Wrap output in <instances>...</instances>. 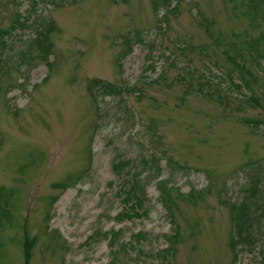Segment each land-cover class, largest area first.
<instances>
[{"label":"rangeland","instance_id":"rangeland-1","mask_svg":"<svg viewBox=\"0 0 264 264\" xmlns=\"http://www.w3.org/2000/svg\"><path fill=\"white\" fill-rule=\"evenodd\" d=\"M167 2L0 0V28L26 23L0 50V264L27 237L30 264H110L113 228L115 264H264V210L253 243L233 227L264 178V0ZM136 176L146 205L116 224Z\"/></svg>","mask_w":264,"mask_h":264},{"label":"trees","instance_id":"trees-1","mask_svg":"<svg viewBox=\"0 0 264 264\" xmlns=\"http://www.w3.org/2000/svg\"><path fill=\"white\" fill-rule=\"evenodd\" d=\"M37 2V0H35ZM164 1H168L167 3H165L166 7H170V1L171 0H164ZM176 7H174L175 9ZM21 15L19 14L18 16V21H15L16 25L10 27L9 29H2L0 28V50L2 48L7 47L8 45V38L10 36L15 35L16 31L18 29H22L24 28V26H26V23L24 21H22V19L20 20ZM29 22V21H28ZM51 29V28H50ZM49 32V30H47V33ZM35 43L41 48V50L43 51L42 54V58L47 60L49 58V53L51 52V44H50V38L49 36L43 34L42 32H39L37 35V38L35 39ZM242 69L244 70L245 68L242 67ZM245 72H249L248 70H246ZM103 82L101 81H95L94 83H91V86H100L102 87L104 90L111 92L113 91V86L111 84H102ZM203 86V85H201ZM237 87H241L240 84H236ZM9 89V88H8ZM7 89V90H8ZM10 91V89L6 92V94ZM118 92V91H116ZM257 105H258V101H256ZM254 122V121H253ZM249 126H253L256 125V123H250L247 122L246 123ZM258 125V124H257ZM148 133L150 135H152L153 137L156 138V141H158L160 139V137L157 136L156 134V125H152L149 128ZM151 162H148L152 165L157 164L158 160H154L153 158L150 159ZM146 159H143V162H145ZM154 161V162H153ZM119 164L123 165V166H127L128 165V161H120L118 162ZM144 168V167H143ZM182 168V167H181ZM119 171H125L123 169H119ZM142 174H140L141 177ZM138 176V175H137ZM137 176L135 177V179L132 181L131 187L129 188V190H125L124 192L127 193V197L124 200L125 204L129 205L132 204V207H124L123 210L117 215L116 217V224H123L124 221H126L127 219H132L133 215H137L139 216L138 212L140 210H143V206L146 205V202L143 201V188L140 185V182L137 178ZM161 177L160 174V168L158 167V178ZM250 192H251V196L247 198V200H245L242 204H240L239 206H236L234 208V217H233V222H234V229L236 230V235L238 238V241H242L244 243V245H249L251 243L254 242L255 238H256V234H255V229H256V225H255V220H256V215L258 213L259 210H264V178L263 177H256L253 182L252 185L250 186ZM166 188L169 189L170 187L166 184L164 185L160 191L161 194L163 195L162 201L164 203H166V208L168 210V212L170 213V215H172V209H171V205L173 203L171 197L168 195ZM141 191V194H138V192L136 191ZM129 195H131L134 200L131 201L129 198ZM203 192H199L196 189H192L190 191V193L188 194V197L190 198V200H197L198 198L202 197ZM141 196V197H140ZM11 198V195L5 191V188H0V218H10L11 217V210L8 208L9 205L7 202H5V207L1 205V203L3 201H6L7 199ZM250 202V203H249ZM254 206H252V204ZM172 223L174 225H176V221L172 220ZM121 230H115L114 228L112 230H110L108 233H106V237H108L109 241H110V245L111 248L113 250L114 247L119 246V252L123 253V254H128L130 246L129 244L131 243V241L127 242V243H123L120 240V234H121ZM100 236V235H98ZM177 237H178V232H177V228H175V232L170 236L169 240H168V247L166 248V250H164V253H168L169 251L172 250V248L174 247L175 243L177 242ZM138 239H143L144 237L141 236V234L137 235ZM234 241H237L234 238ZM34 243H35V237L33 238H26L25 244L24 246V264H30L31 263V259L33 256V250H34ZM237 243V242H236ZM118 250H113L112 254H113V258L110 262V264H115V260L118 257Z\"/></svg>","mask_w":264,"mask_h":264}]
</instances>
